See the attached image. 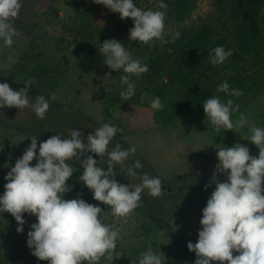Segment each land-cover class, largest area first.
<instances>
[{"label": "clouds", "instance_id": "1", "mask_svg": "<svg viewBox=\"0 0 264 264\" xmlns=\"http://www.w3.org/2000/svg\"><path fill=\"white\" fill-rule=\"evenodd\" d=\"M94 3L118 13L121 20L133 21L134 26L129 30L131 41L150 47L155 41L168 43L164 39L167 5L162 0L157 3V10L142 9L134 0H94ZM21 8V0H0V40L6 47L10 48L14 43L17 34L14 22ZM179 36L177 32L173 39ZM101 45L99 52L104 63L111 70L124 73L120 83L126 88L119 95L130 100L135 94V82L130 77L148 72L147 64L134 58L116 39L105 40ZM232 55L231 49L217 46L208 53V59L211 65L217 66ZM24 85L15 90L7 82L0 83V109L31 108L43 119L49 110V101L43 95L29 96L33 82L26 81ZM216 91L237 97L243 95L240 89L230 90L226 80ZM147 95H141V103ZM150 107L162 110L164 104L155 97L150 101ZM203 109L216 132L221 129L233 131L246 123L242 114L233 121L232 116L239 112V105L232 99L222 102L219 96L213 95L203 101ZM118 131L114 123H104L86 138L77 129L69 130L66 137L52 135L39 145L37 136L28 137L30 145L4 177L6 183L3 195H0V213L7 212L14 217L18 233L23 232L26 223L24 214L36 217L27 233V246L38 260L48 264H99L106 258L108 264H113L123 255L116 253L120 233L103 222L100 206L79 197L64 198L72 191L67 181L77 171L74 162L83 168L79 182L91 191L95 201L109 206L112 215L123 222H127L139 206L145 190L152 197L163 195L159 177L138 171L144 167L139 160L128 163L135 156L134 146L125 149L117 143L109 148ZM250 132L247 141L256 145L258 156L251 155L249 148L240 143L218 148V164L210 182L215 188L202 209L197 242L187 243L188 250L196 255L194 264H264V128L253 126ZM92 154L98 156L99 161ZM103 165H107V170ZM117 166L120 173L130 178V183L122 184L115 178ZM221 174L226 177L224 180L218 179ZM209 186L205 185V189ZM172 228L176 231L179 226L172 222ZM138 264H164V261L149 249L140 253Z\"/></svg>", "mask_w": 264, "mask_h": 264}, {"label": "trees", "instance_id": "2", "mask_svg": "<svg viewBox=\"0 0 264 264\" xmlns=\"http://www.w3.org/2000/svg\"><path fill=\"white\" fill-rule=\"evenodd\" d=\"M54 1L21 0L22 8L14 26L19 32L17 38L24 43V49L14 64V70L8 74V77L18 84L23 82L19 81L21 79L34 80L32 85L34 91L28 94L33 98L43 95L49 101V110L44 118L40 119L30 108L31 116L27 115L25 122L18 124H9L0 119V127H13L26 138L37 136L38 145L52 135H62L59 133L65 129L62 125L66 127L69 125V130L77 129V125L81 124L82 129L86 130H90V127L94 129L99 127L90 117L52 99L42 87L55 86V80L63 73L62 65H67L69 62V54L79 57L85 52L99 51L98 45L105 40L116 39L122 42L134 58H140L147 64L148 72L139 77H130L132 81L141 82L139 85L141 90H136L131 98L134 101L133 99L138 97L137 103L144 105L145 101L159 97L164 104L162 110L166 114L163 117L164 123L173 120L183 126L185 122H194L206 117L203 101L213 95L219 96L222 102L232 99L234 104L239 105V112L233 114V119L237 113L254 105L264 93V0H209L211 10L208 14H197L194 19L192 16L200 0H162L167 5L164 39L168 43L155 41L151 47L129 39V30L134 26L131 19L121 20L118 13L111 11L102 24H96L93 13L100 4L94 3V0L78 2L73 0L71 12L65 19L60 20L63 26L60 31L62 35L56 37L54 54H52L48 46L38 44L39 39L33 31L44 26L49 14L54 13ZM140 1L134 0V3L145 10H157L156 5L159 0ZM31 2H33L32 11L40 16L35 21L28 17ZM35 2L39 10L35 8ZM168 29L172 31L168 32ZM63 31L66 33L63 34ZM177 32L180 33L179 38L173 39ZM70 45L71 48H68ZM217 46H223L226 50L231 49L233 55L223 64L213 66L209 62L208 53ZM60 51L66 52L58 57L57 53ZM118 75L120 77L124 75L123 71ZM225 80L230 90L240 89L243 95L237 97L223 92L218 93L216 91L218 85ZM144 93L148 95L141 103L140 97ZM76 113L78 114L75 115ZM52 119L55 122L52 123ZM26 122L29 130L23 126ZM227 131L230 130L218 132L219 136L226 135ZM66 136L67 133L63 137ZM115 139L118 143L124 144L122 147L125 149L131 147L127 141ZM92 155L93 158L98 157ZM135 155L131 160L140 159L137 152ZM74 166L77 168L76 174L83 171L79 163L74 162ZM103 167L107 170V165ZM119 170L117 166L118 174L115 178L120 182ZM5 183L0 178V195ZM88 191L87 188H79L74 190L72 195L78 198ZM141 200L150 205L146 206L147 215L156 216L153 208L161 205L155 197L148 194V197L142 196ZM206 203L207 201L205 205ZM170 204V212H166L169 217L164 221L162 228L169 231L173 237L175 235L177 241L180 237L172 231V222H176L172 215L179 213L176 202L171 201ZM23 218L26 223L23 232L18 233L14 217L7 212L0 213V264H48L47 261H40L33 256L27 246V233L31 230L30 225L36 222V217L24 214ZM150 222L154 221L150 219ZM174 243L185 260L194 264L196 258L191 255V251L185 246H179V241ZM126 264H130V261L127 260Z\"/></svg>", "mask_w": 264, "mask_h": 264}, {"label": "rangeland", "instance_id": "3", "mask_svg": "<svg viewBox=\"0 0 264 264\" xmlns=\"http://www.w3.org/2000/svg\"><path fill=\"white\" fill-rule=\"evenodd\" d=\"M78 1L76 0V2ZM73 2V0H55L54 13L49 14L44 26L33 31L39 39L38 44L48 46L52 54H54L55 39L60 36V31L63 29L60 20L65 19L71 12ZM32 4L33 2L30 4L28 17L35 21L40 16L32 11ZM34 4L35 8L39 10L37 3ZM210 10L209 0H200L192 17L194 19L197 14L207 15ZM110 12V9L100 4L93 13V20L96 24H102ZM167 31L171 32L172 29ZM64 33L66 32L63 31ZM18 36L19 32L14 36V43L10 48L0 40L1 76H8L14 70V64L24 49V43L19 41ZM98 46L101 48V44ZM60 52L57 53L58 57L66 51ZM68 59V64L62 65L64 70L55 80V86L52 88L42 87L43 91L49 93L52 99L65 104L67 108L71 107L73 111L90 117L99 127L104 123H114L119 131L109 148L111 149L118 143L115 138L127 141L131 147L136 148V152L140 156L138 158L144 165V172L152 177H159L162 184L166 182L170 185L168 188L172 190L171 192H163L162 196L155 197L162 207L156 205L153 211L157 217L165 221L169 217L166 212H170L171 209L169 204L171 201H175L180 208L179 215H172L176 219L174 224L179 226L178 230L174 231L181 239H177L180 242L179 246L187 247L189 241L196 243L198 231L201 228L199 221L202 218V209L206 206L205 202L215 188V184L210 182L215 166L218 164L216 156L218 148L232 147L240 143L249 148L251 155L258 156V148L247 139L251 135V127L264 128V93L254 105L234 116V122L241 114L246 117L243 127L234 128L233 131H227L226 135L219 136L206 117L199 118L194 122H185L183 126H180V122L173 120L164 123L163 117L166 114L163 110L158 112L151 109L150 101L139 105L138 97L133 99L135 102L132 101V98L124 100L119 95L126 88V85L120 83L118 75L122 74V71L111 70L104 63V57L99 51L85 52L79 57L69 54ZM19 81H23L22 83L31 81L34 84V80L31 79ZM133 81L135 82V91H140L141 82ZM29 109L19 110L5 107L0 109V119L9 124L25 122L27 115L31 116L32 114ZM51 122L53 123L55 120L52 119ZM61 122L63 121L61 120ZM81 125H77V129L83 132L84 138L95 130L92 127L90 130L82 129ZM23 126L29 130L27 122L23 123ZM62 126L65 129L62 128L64 131L59 133L63 137L66 133L68 135L70 126ZM30 143L31 140L24 137L15 128L0 127V178L3 181H5L4 177L10 168L14 166L16 159L23 155ZM119 144L121 143L119 142ZM121 145L124 146V144ZM94 159L99 161V157H94ZM35 163L34 160L32 164ZM82 172L74 173V176L67 181L73 191L86 188L78 180ZM225 178L223 174L218 177L221 180ZM132 182L139 183L138 180ZM205 185L210 186L205 189ZM73 191L66 193L64 198L75 199L72 195ZM3 192L4 189L1 191V195ZM84 194L79 198L100 206L103 210L101 215L103 222L112 225L120 233L121 238L117 241L116 253H123V255L115 259L113 264H126L127 260L130 261V264H138L140 253L149 249L159 254L164 264H192L179 253L178 246L174 243H177L175 235L173 237L169 231L163 230L159 224L160 221L150 222L151 218L146 213L147 205L143 202L140 201L139 206L128 217L127 222H123L112 215L109 206L95 201L90 190ZM142 196L148 197V192L145 190ZM178 217L179 219H177ZM191 255L196 258L192 251ZM99 264H108V261L106 258H102Z\"/></svg>", "mask_w": 264, "mask_h": 264}, {"label": "flooded vegetation", "instance_id": "4", "mask_svg": "<svg viewBox=\"0 0 264 264\" xmlns=\"http://www.w3.org/2000/svg\"><path fill=\"white\" fill-rule=\"evenodd\" d=\"M3 82H7V83H9V85H10V87H12L13 89H15V90H19L20 88H23V87H25V83H21V84H18V83H15L14 81H12L8 76H1L0 75V83H3ZM35 88V87H34ZM34 90H33V86H30L29 87V91H28V93H30V94H32V92H33ZM136 160H141V159H136ZM141 162V161H140ZM128 163L129 164H131V163H133V160H129L128 161ZM120 171V170H119ZM138 171H142V172H144V169H141V170H138ZM118 178L120 179V182L122 183V184H128V183H130V178L129 177H127V176H125L123 173H120V175H118ZM132 181H135V180H132ZM137 181V180H136ZM162 186H164V188H163V190H165V191H168V192H171L172 190L170 189V188H168L170 185L168 184V183H163V185ZM141 202H143V200H141ZM144 204H146V203H144ZM147 205V204H146ZM147 206H150V205H147ZM176 207H177V209H178V212H179V210H180V208L177 206V204H176ZM167 215V214H166ZM149 217L154 221V223H157L158 221H160V226H163L164 225V221H162V219L161 218H159V217H157V216H150L149 215Z\"/></svg>", "mask_w": 264, "mask_h": 264}, {"label": "water", "instance_id": "5", "mask_svg": "<svg viewBox=\"0 0 264 264\" xmlns=\"http://www.w3.org/2000/svg\"><path fill=\"white\" fill-rule=\"evenodd\" d=\"M162 188H164V186H162Z\"/></svg>", "mask_w": 264, "mask_h": 264}]
</instances>
